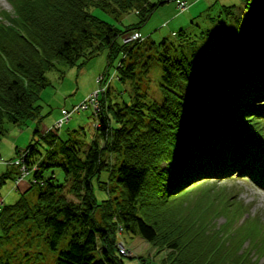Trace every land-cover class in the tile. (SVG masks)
<instances>
[{
    "label": "trees",
    "instance_id": "trees-1",
    "mask_svg": "<svg viewBox=\"0 0 264 264\" xmlns=\"http://www.w3.org/2000/svg\"><path fill=\"white\" fill-rule=\"evenodd\" d=\"M10 2L16 14L0 23V141L8 124L39 119L47 72L58 60L84 66L104 49L123 52L116 74L131 90L100 93L93 131L36 126L32 142L2 158L8 169L0 194L10 179L19 184L24 177L29 186L15 202L0 204V264H125L119 231L167 249L166 264H259L249 244L242 248L243 233L232 240L211 233L205 214L213 211L191 215L180 196L264 162V11L244 41L233 39L198 61L195 48L171 54L167 36L159 44L150 35L131 45L120 39L168 0ZM92 6L118 18L138 10L137 25L121 29L90 13ZM235 7L224 6L230 14ZM185 29L174 38L182 41ZM153 59L163 68L159 98L140 80L151 83ZM54 165L64 180L46 176ZM205 193L207 205L214 198ZM236 239L243 240L240 251Z\"/></svg>",
    "mask_w": 264,
    "mask_h": 264
},
{
    "label": "rangeland",
    "instance_id": "rangeland-1",
    "mask_svg": "<svg viewBox=\"0 0 264 264\" xmlns=\"http://www.w3.org/2000/svg\"><path fill=\"white\" fill-rule=\"evenodd\" d=\"M229 5L238 6L232 13L237 15L236 17L225 10L224 6ZM255 6L260 7L258 12H254ZM89 11L102 20L116 24L121 29H125L129 24L137 25L138 10L122 15L121 18L115 17L101 7L92 6ZM263 11L264 0H168L166 4L161 5L152 14L138 31L146 36L150 35L158 44L164 38H171L170 40L167 38L172 43L171 54L195 48L192 58L201 61L208 59L212 53L220 51L233 39L244 41L248 31L260 20ZM15 14L10 0H0V23L9 24L10 18H13ZM183 27H186L185 30L189 34L187 36L181 35L182 41H180L174 38L173 32L180 28L183 29ZM187 37H190L191 42L188 40L187 44L180 45ZM121 41L125 44L123 40ZM127 44L131 45L133 41ZM110 54H112L111 50L104 49L89 59L84 66L78 64L71 66L62 60H58L56 67L47 72L49 84L42 90L39 100L41 112L38 117L40 120L30 119L22 124H8L9 131L0 141V156L4 160L14 157L16 148L19 146L26 147L33 141V131L36 126H39L42 131L51 128L57 120L64 116L65 111H72L76 105L100 88L98 78L103 74H109L112 80L116 67L124 54L123 52H114L113 56ZM128 59H131V56ZM151 63L150 77H152V81L149 83L146 78L141 76V86L144 88L147 86L146 89L149 93L153 97L159 98L158 84L163 74V68L157 59H153ZM120 86L125 90L123 96L128 95L131 86L114 79L113 88L117 90ZM92 113L93 109L72 112L70 121L65 123L60 131L61 134H69L70 130L73 131L75 130L73 128L82 125L93 131L94 117ZM91 133L93 134V132ZM261 133L264 135V130ZM89 145L90 142L87 141V146ZM7 165L6 162L0 161V174L8 169ZM262 173L263 171L257 170L254 175L259 178L262 177ZM46 174V176H54L53 174H55L58 180H64L63 169L60 166L50 167ZM253 182L256 183L249 177L234 175L213 183L202 182L199 187H194L193 190L195 191L192 194L190 191L180 197L191 215H195L194 213L198 211L201 214V211H213L205 214V218L209 221L207 230L209 229L211 233L215 231L224 233L228 235L225 236L228 237V240L234 239L235 236L239 238V234L243 233L246 243L242 248L249 244V248L246 249H249L250 258L259 264H264V189L260 185V189L253 187ZM28 186L29 181L25 179L19 184L14 183L11 179L8 180L2 188L0 204L4 207L6 203L15 202ZM210 190H212L210 197L214 198L210 200L212 206L210 203L206 205L209 197L204 196V192ZM228 208L233 209L231 217L228 214ZM191 215L189 218L193 219ZM228 217L230 218L229 221L227 220ZM225 224L227 227H224ZM1 233L2 227H0ZM118 238H120V244L122 246L126 244L130 250H127L128 256L123 257L125 264H166L167 249L159 248L158 250L155 245L140 235L126 231H119ZM257 240L259 241L258 244ZM242 241L240 239L235 240L237 250ZM131 254H135L133 258H130Z\"/></svg>",
    "mask_w": 264,
    "mask_h": 264
},
{
    "label": "built area",
    "instance_id": "built-area-1",
    "mask_svg": "<svg viewBox=\"0 0 264 264\" xmlns=\"http://www.w3.org/2000/svg\"><path fill=\"white\" fill-rule=\"evenodd\" d=\"M140 37V34L139 33H132V34H129L127 36H125L123 38V41L125 43H129L135 39H138ZM105 76L102 75L101 77L98 78V81L101 83V86L100 88H98L96 91L92 92L84 101H82L80 104L76 105L74 107V109L72 111H65L64 112V116L58 120L55 125H54V128H61L66 122H68L71 118V114L72 112L74 111H81L83 109H87L89 105H91V107H93L94 109H97L95 110L96 113L97 111L99 110L100 108V102H99V95L101 92H104L106 90V88L108 87L111 79L107 80V81H104L105 84L103 82ZM98 122V121H97ZM98 123H96L97 125ZM24 177H21L20 179L22 180ZM124 252H126V249L125 248H122Z\"/></svg>",
    "mask_w": 264,
    "mask_h": 264
},
{
    "label": "bare ground",
    "instance_id": "bare-ground-1",
    "mask_svg": "<svg viewBox=\"0 0 264 264\" xmlns=\"http://www.w3.org/2000/svg\"><path fill=\"white\" fill-rule=\"evenodd\" d=\"M63 128V126L61 127V128H57V129H54V130H61ZM2 160V157L0 156V161ZM253 187H255V188H258L259 187V184L258 183H254L253 182ZM259 189H260V187H259ZM207 195V193H205V196Z\"/></svg>",
    "mask_w": 264,
    "mask_h": 264
}]
</instances>
